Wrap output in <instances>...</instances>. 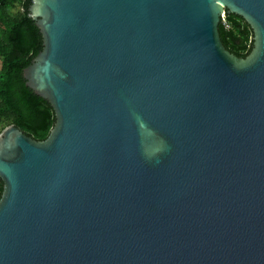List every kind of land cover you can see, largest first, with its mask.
I'll return each mask as SVG.
<instances>
[{"label": "water", "instance_id": "water-1", "mask_svg": "<svg viewBox=\"0 0 264 264\" xmlns=\"http://www.w3.org/2000/svg\"><path fill=\"white\" fill-rule=\"evenodd\" d=\"M0 132V264H264V0H25ZM250 30L226 48L221 16Z\"/></svg>", "mask_w": 264, "mask_h": 264}, {"label": "trees", "instance_id": "trees-1", "mask_svg": "<svg viewBox=\"0 0 264 264\" xmlns=\"http://www.w3.org/2000/svg\"><path fill=\"white\" fill-rule=\"evenodd\" d=\"M25 0H0V131L9 125L29 135L33 140H44L52 128V113L42 102L30 105L19 93L13 77L33 50L38 47V36L28 35L30 21L23 13ZM218 32L227 50L244 55L250 43L246 23L233 16H223ZM2 183L0 182V192Z\"/></svg>", "mask_w": 264, "mask_h": 264}, {"label": "built area", "instance_id": "built-area-1", "mask_svg": "<svg viewBox=\"0 0 264 264\" xmlns=\"http://www.w3.org/2000/svg\"><path fill=\"white\" fill-rule=\"evenodd\" d=\"M221 19L223 20V15L221 16Z\"/></svg>", "mask_w": 264, "mask_h": 264}, {"label": "rangeland", "instance_id": "rangeland-1", "mask_svg": "<svg viewBox=\"0 0 264 264\" xmlns=\"http://www.w3.org/2000/svg\"><path fill=\"white\" fill-rule=\"evenodd\" d=\"M0 128H1V126H0ZM1 131H2V130H1ZM1 131H0V132H1Z\"/></svg>", "mask_w": 264, "mask_h": 264}]
</instances>
